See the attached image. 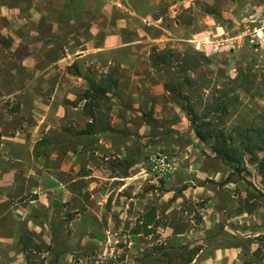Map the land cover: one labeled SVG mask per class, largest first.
Segmentation results:
<instances>
[{
  "label": "crops",
  "instance_id": "1",
  "mask_svg": "<svg viewBox=\"0 0 264 264\" xmlns=\"http://www.w3.org/2000/svg\"><path fill=\"white\" fill-rule=\"evenodd\" d=\"M249 4L0 0V264H85L86 249L111 242L102 233L92 236L99 219L90 217L88 199H99L94 212L101 216L104 203L122 191L98 183L123 187L134 177L132 168L121 175L112 167L126 163L134 133L149 134L144 116L157 122L176 114L180 122L160 128H183L184 115L168 100L165 82H151V55L180 53L182 46L205 57L224 48L238 52L258 30L228 25L238 20L235 7ZM100 86L106 90L94 98ZM86 101L92 102L87 109ZM219 187L198 188L207 201L204 232L193 240L200 247L188 264H264V208L230 212ZM144 198L132 207L143 208ZM137 236H129L130 253Z\"/></svg>",
  "mask_w": 264,
  "mask_h": 264
},
{
  "label": "rangeland",
  "instance_id": "2",
  "mask_svg": "<svg viewBox=\"0 0 264 264\" xmlns=\"http://www.w3.org/2000/svg\"><path fill=\"white\" fill-rule=\"evenodd\" d=\"M250 2L251 5L235 7L238 20L228 25L230 29L258 30L256 36L254 34L244 39L238 52L224 48L208 52V57H203V54L190 47L182 46L181 52L175 54L166 49L172 70H156L151 77L153 83H169L174 71L178 73L181 68H192L193 64H199L187 75L204 82L205 98L215 93L218 96V91H228L229 95L237 99L231 105L229 117L220 125L234 134L246 125H264V4L256 5L260 0ZM219 8L229 9L225 5ZM184 60L188 63H183ZM185 75H181V80ZM238 77H245L243 89H236ZM168 100L180 109L174 96L169 95ZM150 102L147 101L144 106L147 107ZM148 107L152 109V106ZM180 112L184 115L180 133L160 128L161 125L169 127L172 122H180L174 114L167 120L157 122L147 117L144 120L151 125L149 134H133L126 163L120 161L112 167L121 175L127 174L128 169L132 168L130 173L134 177L130 182L123 184V187L120 182L98 183L109 192H122L112 194L104 203V211L101 212L103 217L94 212L99 199L96 202L88 199L90 217L99 219L98 228L91 230L92 236L102 233V237H99L110 236L111 242L106 239L100 248L86 249L83 252L85 264H124L128 255L129 264H188L189 257L200 247L193 240L195 237L203 238L204 232L203 218L207 201L203 192H197L201 190L198 188L211 191L218 184V189L222 191L219 196L230 205V212L243 208H264V197L259 196L264 195V186L256 170L254 156L245 153L243 162L237 166L241 172H235V165H227L215 157L210 142H202L194 135L188 117L181 109ZM197 112L203 113L200 106ZM131 120L132 123L136 121L133 118ZM116 140L119 141L118 136ZM255 155L261 157L259 152ZM226 181L230 184L221 187ZM144 195L147 203L143 208L140 205L132 207L134 199L140 200ZM145 230L150 235H145ZM135 231H139L141 236L133 241V251L130 253L129 236H136ZM190 231H193L192 236L189 235ZM250 242L246 240L243 243L246 251ZM257 259L259 257L250 261L257 262ZM36 264H40V261Z\"/></svg>",
  "mask_w": 264,
  "mask_h": 264
},
{
  "label": "trees",
  "instance_id": "3",
  "mask_svg": "<svg viewBox=\"0 0 264 264\" xmlns=\"http://www.w3.org/2000/svg\"><path fill=\"white\" fill-rule=\"evenodd\" d=\"M204 57V55H201ZM151 63L154 69L166 72L172 70L169 57L165 52L154 53L151 55ZM188 63L184 60L183 63ZM194 62V61H193ZM185 63V64H186ZM181 65L182 62H181ZM199 64H193L192 68L180 69V72H173V77L169 83H165V90L175 97L179 102L180 109L186 114L190 125L192 126L194 135L202 142H210L211 151L215 154V157L227 165H235V172H241L237 167L243 162L245 153L254 156L256 162V170L261 177L262 184L264 186V125L253 126L246 125L240 128V131L230 132L220 125L230 115V108L233 103L237 101L233 98V95H229L228 91H218L219 97L216 93L211 97L205 98L204 82L199 81L195 77H191V71L194 70ZM186 74V75H185ZM181 75H185L181 80ZM239 85L236 89H243L245 83V77H238ZM116 88V83L111 81V86ZM91 90V89H90ZM106 89H102L101 86L97 90H93V97H102ZM102 93V94H101ZM193 95H197L196 97ZM84 98L91 97L90 91H86L82 95ZM92 102L86 101L84 107L87 109ZM202 108L201 114L197 112V107ZM92 113V112H91ZM144 118H147L144 116ZM144 122H147L145 120ZM256 152L261 154V157L256 156ZM125 162V161H123ZM229 181H226V183ZM264 197V195L259 194ZM248 201V200H246ZM245 209V208H244ZM247 213L252 212V209L247 210ZM139 231H135L134 234H139ZM145 235H150L149 231L145 230ZM37 251L41 252V247H36ZM194 252L193 254H195ZM191 261V257L187 262Z\"/></svg>",
  "mask_w": 264,
  "mask_h": 264
}]
</instances>
